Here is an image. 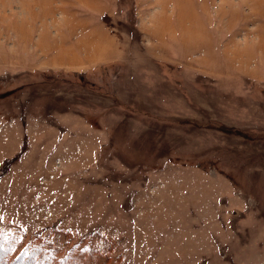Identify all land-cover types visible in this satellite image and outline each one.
<instances>
[{
  "label": "rangeland",
  "instance_id": "1",
  "mask_svg": "<svg viewBox=\"0 0 264 264\" xmlns=\"http://www.w3.org/2000/svg\"><path fill=\"white\" fill-rule=\"evenodd\" d=\"M0 245L264 264V0H0Z\"/></svg>",
  "mask_w": 264,
  "mask_h": 264
},
{
  "label": "trees",
  "instance_id": "2",
  "mask_svg": "<svg viewBox=\"0 0 264 264\" xmlns=\"http://www.w3.org/2000/svg\"><path fill=\"white\" fill-rule=\"evenodd\" d=\"M0 251L6 253V252L3 250V248L1 247V245H0ZM23 252H24V251H22L21 253H19V255H18L17 257H15L14 259H12V260H9L8 258L3 259V261H2L3 264H16V263H18L19 261H22L23 258L26 256L27 251H25V253H23ZM6 256H7V254H6ZM37 262H38V264H41L40 261H37Z\"/></svg>",
  "mask_w": 264,
  "mask_h": 264
}]
</instances>
